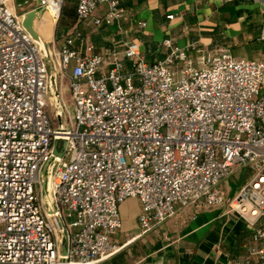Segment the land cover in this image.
I'll list each match as a JSON object with an SVG mask.
<instances>
[{"label":"built area","instance_id":"2783aa9c","mask_svg":"<svg viewBox=\"0 0 264 264\" xmlns=\"http://www.w3.org/2000/svg\"><path fill=\"white\" fill-rule=\"evenodd\" d=\"M61 4L37 0L35 8L55 21ZM123 13L121 0L74 5L75 19L92 25ZM48 42L53 76L15 0H0V264H96L117 248L109 235L120 227L125 198L138 200L145 231L178 209L220 203L219 181L237 165L248 166L249 176L227 206L257 222L255 264H264V59L199 52L195 41L179 46L167 36L162 57L151 61L133 39L120 50L92 51L75 25ZM63 78L70 106L59 95ZM48 101L59 113L55 127ZM57 136L65 145L47 193L60 223L47 217L39 189Z\"/></svg>","mask_w":264,"mask_h":264},{"label":"crops","instance_id":"0c3cea01","mask_svg":"<svg viewBox=\"0 0 264 264\" xmlns=\"http://www.w3.org/2000/svg\"><path fill=\"white\" fill-rule=\"evenodd\" d=\"M121 4L123 17L109 25L74 19L71 26L91 42L92 51L133 39L151 61L162 57L159 42L167 36L179 46L195 41L199 52L226 49L236 58L264 59V36H260L264 0H121ZM102 9L99 5L95 13ZM137 20L144 25H137ZM65 91L69 93L63 78L59 95L70 106L63 98ZM239 167L243 166H234L222 178L227 187L220 203L178 209L145 231L136 220L138 200L125 198L118 205L120 227L109 235L117 248L96 264H255L257 243L252 232L257 222L249 223L227 206L229 196L249 176L248 172L236 177Z\"/></svg>","mask_w":264,"mask_h":264},{"label":"water","instance_id":"95a60500","mask_svg":"<svg viewBox=\"0 0 264 264\" xmlns=\"http://www.w3.org/2000/svg\"><path fill=\"white\" fill-rule=\"evenodd\" d=\"M37 0H22V4L20 1L16 3V6H21L23 4H27L29 2H33L31 6L27 7L26 9L21 11V25L23 26L24 30L32 37V39L37 43L38 49L40 54L48 61L49 66V73L53 76L52 72V55L51 49L48 42L49 37H44L38 30V20L44 15V11L39 7L35 8ZM48 87L52 91V93L57 96V89L53 83L52 79L48 80ZM55 116L57 118V124H59V113L55 111ZM56 130H59V127H56ZM59 141V145H58ZM65 145V138L63 136H57L54 138L51 146V154L52 156L46 160L41 167V171L39 174V189L43 198L45 212L49 220L52 221L53 216L57 217L55 214L54 208L51 205L49 195L47 193L48 187V179L50 175V170L53 164L56 161V158L59 157ZM45 169L48 170L46 178L44 177ZM58 219V217H57ZM59 221V219H58ZM53 222V221H52ZM60 223V221H59ZM57 232V245L58 251L61 260H66V251L64 245V231L60 224V228L56 230Z\"/></svg>","mask_w":264,"mask_h":264},{"label":"rangeland","instance_id":"374dc122","mask_svg":"<svg viewBox=\"0 0 264 264\" xmlns=\"http://www.w3.org/2000/svg\"><path fill=\"white\" fill-rule=\"evenodd\" d=\"M18 1H20L21 4H22V0H15V5H16V3ZM27 7L28 6L26 4H23L21 6H17L18 10H20V11L26 9ZM41 20H42V23L44 25V29H45L44 31L46 32L48 37H50L51 33H55V35H57L58 32H56V30H57V28H56V20L54 21L53 26H52L51 23H50V20L48 19L47 15L45 13L41 17ZM58 28H60V27H58ZM86 32H87L86 34L90 37L91 32H89L88 30ZM92 33H94V30H93ZM93 45H94V41H93ZM114 48H115V50H120L121 49V45L114 46ZM95 50L102 51V49H100V48H96ZM63 98L66 100V102L68 104H71V98H70V95H69L68 91L63 92ZM47 110H48V112L50 114L51 124H52L53 127H55L57 125V118H56L55 113H54V106L51 105L50 101H48ZM58 145H59V141H58ZM248 172H249V167L248 166L239 167V168H236L235 176L238 177V178H242ZM219 184L222 187V189L227 187L226 180L221 179L219 181ZM223 196H224V190H223Z\"/></svg>","mask_w":264,"mask_h":264},{"label":"trees","instance_id":"16d2710c","mask_svg":"<svg viewBox=\"0 0 264 264\" xmlns=\"http://www.w3.org/2000/svg\"><path fill=\"white\" fill-rule=\"evenodd\" d=\"M76 0H62L59 15L56 19V32L68 29L75 19L74 5ZM60 27V28H58Z\"/></svg>","mask_w":264,"mask_h":264},{"label":"bare ground","instance_id":"6f19581e","mask_svg":"<svg viewBox=\"0 0 264 264\" xmlns=\"http://www.w3.org/2000/svg\"><path fill=\"white\" fill-rule=\"evenodd\" d=\"M45 14L47 15L48 19L50 20L51 25L53 26V22H54L53 18L49 15V13L45 12ZM37 26H38V30H39V32H40L44 37H47V38H48L46 32L44 31L45 29H44V25H43V23H42L41 18L38 20V25H37ZM47 172H48V170L45 169V172H44V177H45V178H46V176H47Z\"/></svg>","mask_w":264,"mask_h":264}]
</instances>
